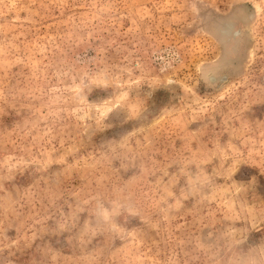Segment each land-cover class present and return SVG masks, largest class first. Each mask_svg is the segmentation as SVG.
Masks as SVG:
<instances>
[{"label": "rangeland", "instance_id": "obj_1", "mask_svg": "<svg viewBox=\"0 0 264 264\" xmlns=\"http://www.w3.org/2000/svg\"><path fill=\"white\" fill-rule=\"evenodd\" d=\"M0 264H264V0H0Z\"/></svg>", "mask_w": 264, "mask_h": 264}]
</instances>
